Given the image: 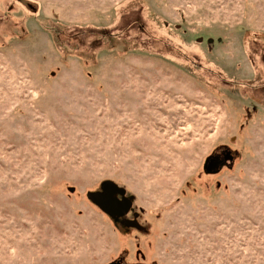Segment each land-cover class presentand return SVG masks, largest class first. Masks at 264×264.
<instances>
[{
	"label": "rangeland",
	"instance_id": "rangeland-1",
	"mask_svg": "<svg viewBox=\"0 0 264 264\" xmlns=\"http://www.w3.org/2000/svg\"><path fill=\"white\" fill-rule=\"evenodd\" d=\"M0 264H264V0H0Z\"/></svg>",
	"mask_w": 264,
	"mask_h": 264
},
{
	"label": "water",
	"instance_id": "water-1",
	"mask_svg": "<svg viewBox=\"0 0 264 264\" xmlns=\"http://www.w3.org/2000/svg\"><path fill=\"white\" fill-rule=\"evenodd\" d=\"M126 190L119 187L116 183L105 181L100 185L99 192H89L87 197L98 206L100 210L109 216H125L132 207V201L123 198ZM119 195L122 199L117 198Z\"/></svg>",
	"mask_w": 264,
	"mask_h": 264
},
{
	"label": "flooded vegetation",
	"instance_id": "flooded-vegetation-1",
	"mask_svg": "<svg viewBox=\"0 0 264 264\" xmlns=\"http://www.w3.org/2000/svg\"><path fill=\"white\" fill-rule=\"evenodd\" d=\"M225 157L229 158V155L226 154ZM118 197H120L119 195H117ZM124 198V197H123ZM120 199H122V197H120Z\"/></svg>",
	"mask_w": 264,
	"mask_h": 264
}]
</instances>
